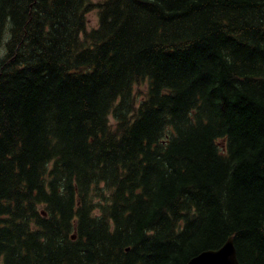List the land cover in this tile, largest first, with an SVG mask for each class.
Instances as JSON below:
<instances>
[{
    "label": "trees",
    "instance_id": "trees-1",
    "mask_svg": "<svg viewBox=\"0 0 264 264\" xmlns=\"http://www.w3.org/2000/svg\"><path fill=\"white\" fill-rule=\"evenodd\" d=\"M228 237L264 264V0H0V264Z\"/></svg>",
    "mask_w": 264,
    "mask_h": 264
},
{
    "label": "water",
    "instance_id": "water-1",
    "mask_svg": "<svg viewBox=\"0 0 264 264\" xmlns=\"http://www.w3.org/2000/svg\"><path fill=\"white\" fill-rule=\"evenodd\" d=\"M185 264H238L231 238L228 237L217 249L203 250L189 258Z\"/></svg>",
    "mask_w": 264,
    "mask_h": 264
},
{
    "label": "rangeland",
    "instance_id": "rangeland-1",
    "mask_svg": "<svg viewBox=\"0 0 264 264\" xmlns=\"http://www.w3.org/2000/svg\"><path fill=\"white\" fill-rule=\"evenodd\" d=\"M91 2H96L98 0H90ZM86 18V24L87 28L94 27L96 25V19H97V10L94 7H90L89 10L85 14ZM140 89H142V86H139ZM108 121L111 125H113L114 120L113 118L109 115L108 116ZM73 235V234H71Z\"/></svg>",
    "mask_w": 264,
    "mask_h": 264
}]
</instances>
